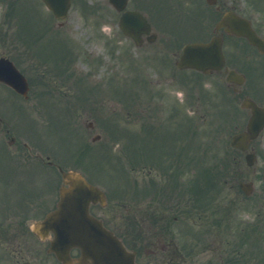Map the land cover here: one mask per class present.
<instances>
[{
  "label": "rangeland",
  "instance_id": "1",
  "mask_svg": "<svg viewBox=\"0 0 264 264\" xmlns=\"http://www.w3.org/2000/svg\"><path fill=\"white\" fill-rule=\"evenodd\" d=\"M83 1H87V2H89V4H93L91 2L92 0H83ZM22 3H24L23 6L26 5V7H25V9L27 11L26 15L23 18V21L21 23L19 21H15L16 17H18V16L22 17V15H20V7H17L15 9L12 17H10V19H7L6 23H8L12 18H13V22L14 21L15 22L11 25H5L4 26L5 29L8 28L11 36L8 38L7 43H5V41L3 42L4 44L0 42V44H1L0 45V51H6L9 54V56H12L16 61L17 60L22 61L21 58L25 57V59L30 58L34 62L36 60V56H35V53H37L36 50H38V49L44 50L45 46L50 47V45L48 44L47 41H46V43H40V42L35 43L32 40L33 33H39L40 32V35L42 37H44L42 32H45L47 30V25L43 22H38L34 28L33 22L35 21L34 15H35L36 11L34 9H32V7H34L38 11V12H36L37 13V18H36L37 20H42V21L45 20V21L49 22V24H50V28L48 29L49 33L55 32V24L51 20L50 16L48 15L47 11L45 10V8L39 2H38L39 4H35L34 6L32 5V3H34L32 0H25V1L23 0ZM22 3H20V4H22ZM238 3L242 6L243 11L245 13L249 14V12L247 11V4L245 3V0H238ZM20 4H18V5H20ZM84 7H86V6H84ZM3 10H5V9H4V6H2V4H1L0 5V32H1L2 27H3L1 24V21L3 18V15H2ZM31 11H32V14H31ZM96 14L98 16H102L104 13H103V10L98 9ZM95 17H96L95 14L83 12L82 5L78 4L75 8L72 9V11L70 13V17L66 20L63 27L59 26V24L56 23V27L58 29L66 31L65 33L68 34L67 37L71 40V45H72V48L71 47L65 48L63 45L64 49H61V50L65 51V52H71L73 54V51L79 52V49H80L85 53L84 57L88 61H86L85 58H83V57H79L75 61L76 72L71 75V77H73V79L75 81L90 79V80H94L96 82L108 80L107 82L113 83V79H114L117 82L116 86H118L119 88L118 89L116 88L115 92H114V90H111V94H108L106 92V89H105L107 96H111V99L108 97H105L104 101H106V102L102 103V106H100L98 104L95 108L93 107L94 109L90 108L88 111H82V108H80V111L77 113L74 111V108H75L74 105L69 100L71 98H74V96L77 94V91L76 92L74 91L75 92L74 93L71 89L69 90V88L67 89V88L63 87L62 89H65L66 92L69 91V93H67V96L65 98V100H67V101H65V100L60 101L56 106V108H57L56 112H57V114H59V116H61L64 119V121L67 120L68 122H70L71 126H74L75 131H78L80 133L83 130H85V125H87L88 123H90L94 119H97V120L105 123V126H107L108 123L110 124L111 121L114 120V121H116L115 122L116 125L113 126V128L115 130L118 128V130H121V131L130 130L133 132H137V130H136L137 127L134 125V121L133 120L128 121V117L124 113V112L129 110L130 106H133L132 103H135L134 99H131L130 101L129 100L124 101V103H122L121 99H120V96H124V95H120V93H121L120 90L122 89V87H120V86L122 83L125 84L127 79L124 78V75L121 76L122 72H121L120 66H118L116 68H114V66H111L110 69L108 68L107 65L109 64V57H110L107 54L108 46H107V44H105V39L98 37V34L96 32L95 22L93 23V19ZM254 17L258 18L257 16H254ZM30 22L33 23L32 32H29V35H26L27 32L23 33V31L31 28ZM18 25L21 26V28H23L22 32H21V28L18 27ZM105 26L106 25H103V28H105ZM257 27L261 28V30L264 32V22L261 23V21L258 20L257 21ZM104 36H106V35H104ZM106 37H108V36H106ZM41 39L43 40L44 38H41ZM10 41L12 42V44ZM57 44H59V43H57ZM67 45H69V44H67ZM76 45H78L79 49H76ZM91 59L95 60V62H98V60H102L106 64L101 70L97 71L96 75H94V76L89 75V73L93 70V66H91ZM257 64H262V63L258 62ZM92 65H94V63ZM151 67H152L151 70H150V68L148 70H146L148 73L149 79L153 80V81L161 80L162 76L164 74L162 75V73H157L156 71H154L155 68L153 66H151ZM124 68H125V66L122 67V69H124ZM144 68H146V67H144ZM112 69L117 70L116 73L111 72L110 70H112ZM127 70H128V67H126L125 71H127ZM115 74H117V77H115ZM78 76H79V78H78ZM183 76L187 80V83H186L187 87H185V91L184 90L180 91L178 89V87H180L181 85L172 87L171 86L172 84L170 81H162L160 84L155 83L156 85L154 84L153 87H149L147 89H142V92L140 93L142 101H145V104H147L148 101H157V102L164 101L165 106L163 105L164 106L163 112L168 113L167 110L169 108L166 109V106L168 105V101H169L168 97L175 96V95L177 96V94H178L181 96V97L179 96L181 98V100L185 101V103H183V104H186L190 100V97H192V99H194V103L191 106L194 107L195 109H197L196 107H198V105H199V97H200V99H202V107L204 108V111H205V107L203 105L204 100L208 104V101H207L208 95L207 94H210L214 91L216 92V89L219 88L218 84L217 83L211 84L210 82H208L209 80L202 79V77H201V79L198 77H194V74H192V73H186ZM63 82L65 83V80ZM128 82L131 84L130 81H128ZM222 84H224V81H222ZM197 88H199V89H197ZM136 91L139 94L140 87L137 88V86H136ZM90 92L93 93L92 91H90ZM200 92L201 93L205 92L206 95L204 94V96H203V94H201ZM97 94H98V92H97ZM4 95H5V91L0 90V97L4 96ZM159 95H160V98L158 97ZM163 96H165V99H163ZM46 97L49 98L51 96L48 94V95H46ZM241 97H242V94L236 95L233 93V90H231L230 94L223 96L222 99H223L225 105L223 104L222 106L225 107L226 102H232L233 108H236V109L238 108V113H239V111L241 110V107H240V103L242 100ZM80 98L85 100L83 92H81ZM74 99H76V98H74ZM223 101L221 100V104L223 103ZM0 105H2V104H0ZM48 105L49 104H47V106H45V110H46L45 113L37 114V113H35V110L34 111L32 110V112L35 113V117L40 119V118L44 117V114L48 115V113L50 111V108ZM2 106H4V105H2ZM8 108L9 107H7L6 110ZM98 108L100 109L99 110L101 112L100 114L97 112ZM121 110H124V111L122 112ZM116 111H118V112L121 111L122 113L120 115H118L119 113L118 114H112V112H116ZM191 111L194 112L193 110H191ZM207 111H211V108L208 107L206 109V112ZM242 113L244 114V112H242ZM57 114L53 113L52 114L53 118L57 119L56 118ZM69 114H71V118H70ZM236 114H237V112H234V115H236ZM6 116L10 117L12 119V116H10L8 114H6ZM216 117L218 120V115ZM117 118H119V119L115 120ZM15 121L18 122V120H15ZM211 121H212V118H211ZM213 123H215V120H213ZM230 123L231 122H229L226 125H229ZM61 126H62V124L60 123V127ZM213 126H214V124H211V123L209 125L206 124L205 127L202 126L201 131L207 132L210 135H209V137H201L200 142H197L196 145H192V148H190L191 151H195L196 152L195 154L198 153L200 156L201 153H203L204 151L207 150L206 149L207 144H210V145L215 144V143L214 144L212 143L213 141L211 139V130H212ZM225 126L223 127V131H226V130H232L233 131L234 130L233 123L230 124L229 128L225 127ZM31 128H33L35 131V135L33 136L34 138H36L37 140H40L42 142H44V140L48 141V136L50 135L51 132L48 130V127L46 125L40 124V123H38V124L34 123V125L31 126ZM106 128L109 130L108 127H106ZM113 128L110 127L111 133L113 131ZM18 129L21 132L22 128H18ZM101 129L102 130L100 132H102L105 129L102 126V124H101ZM69 131H70V129L66 128L65 130H62V132L60 133V136H59V144L61 145V148L63 151L69 150L71 147L72 138L70 136ZM24 132H25L24 134H27L26 131H24ZM76 135L78 136V134H76ZM18 136L21 138L22 141L28 140L24 135L21 136L19 134ZM91 139H92V137H89L88 141H91ZM111 141H112V139H111ZM5 142H6V140L3 136V134L2 135L0 134V145L3 146V144H5ZM80 143H81V138H80ZM261 143H262V148L264 149V138L261 141ZM111 144L113 145L114 142L112 141ZM102 145H103V141L102 142L100 141L99 144L94 146V148L92 149V152H96L98 150V148L102 147ZM203 145H205V147ZM77 148H79V145H77ZM120 149H121V145L114 144V148H112V150L114 152L112 154H111V152H106L105 155L102 154L101 156L104 158L106 157V160L109 161V157H112L114 154H122L123 153ZM212 151H213V149H212ZM216 151H218V150H216ZM13 152L15 153L16 151L13 150ZM106 154H111V155L107 158ZM5 157H7V156H5ZM95 157L98 158L97 154H95ZM8 158H9V160H6V161H9V162L14 161L12 158H10V157H8ZM90 158H92V157H90ZM90 158H88V159H90ZM92 159H94V158H92ZM99 159H100V157H99ZM86 163L89 166L92 165V164H89V162H86ZM92 163L94 164L95 161H93ZM263 165H264L263 161L260 160L258 162V165H256L257 169H255V171H251L252 172L251 175L254 173H258ZM124 167L125 166H123V165L120 166V165L116 164V165H113L111 168L106 167L105 168L106 170H104L103 168H100L99 169L100 172H98L99 174H97L99 176L98 178L100 179V181L104 182L105 180L108 179V176L109 177H117V182L115 180L113 182V179H111V181L113 182V183L111 182V184L112 185L116 184L115 185L116 188H119V189L122 188V190H123V187H122L123 185H121V183L124 180H126L125 178H123L126 176V171H125ZM35 168H36L35 170H38V169L42 170L41 167H35ZM93 170L95 171L96 168L94 167ZM105 171H106V173H105ZM244 171L246 172L247 170L245 169ZM43 172L45 173L47 171L44 170ZM19 174H21V173H19ZM41 175H43V174H41ZM45 175H48V174H45ZM127 177L129 178V175H127ZM119 184L121 186H119ZM256 189L257 190H256V193H255L253 198L241 200L240 204L238 203L236 205L235 208H237V212H239V214L237 215V218L239 216L240 220L245 219L247 221H253L255 216H256V213L259 211L258 210L259 207L264 205V183H261V181H258V184H256ZM130 190L132 191V189H130ZM225 193H226V191H225ZM238 196H240V199L244 198V196L241 194H238ZM222 201L225 202V200H222ZM227 201L229 202V200H227ZM210 256H211V254L210 255L209 254L208 255H206V254L197 255L196 259L193 261V264H203L205 261H207L209 259Z\"/></svg>",
  "mask_w": 264,
  "mask_h": 264
},
{
  "label": "flooded vegetation",
  "instance_id": "2",
  "mask_svg": "<svg viewBox=\"0 0 264 264\" xmlns=\"http://www.w3.org/2000/svg\"><path fill=\"white\" fill-rule=\"evenodd\" d=\"M157 2L159 4L160 1L129 0L127 9L141 12L149 21L146 13L152 11V8L157 6ZM191 2L194 3V6H201L203 3L202 0H191ZM101 3L116 13V15L107 16L108 19L120 21L122 12L118 13L110 4V0H101ZM221 3L226 5L227 0H221ZM212 9L221 12V6L212 7ZM145 11L146 13H144ZM203 32L205 30L201 33ZM160 39V33L153 31L152 28L150 33L140 37V45L159 44ZM172 39V36H168L166 42L162 43L163 48L167 49L169 40ZM229 48L231 50L235 48L232 40ZM255 55L264 60L263 56L257 53ZM234 60L237 62V57H234ZM256 77L261 80V85H258V81H251L248 92L263 100L264 70L259 71ZM4 125L5 123L0 121V129ZM90 126L94 128L93 125ZM13 145L14 149L19 148L17 142ZM253 149L258 150L259 146L255 145ZM49 158L50 156L47 159L49 160ZM42 161L46 163V161ZM39 179V177L25 175L0 176V264H79L76 262L80 255L77 248H67V245L61 244L64 254H67L63 258H59L52 250L55 234L50 226H47L45 219L50 212L56 209L59 198L58 193L52 191L51 188L47 191L46 183ZM92 212L99 216L107 227L115 228L120 236H124L125 240L128 232L125 217L118 219L111 215L110 210L101 208H93ZM155 242L157 243L156 247L159 245L163 250H168L169 246L172 247V244L159 238ZM128 244L133 247L138 264H185V262H189L187 257L179 255L176 251L173 252V256L167 255V251L159 254L158 249L147 250L145 253L146 250H143L146 247V242L134 240L132 237L128 238ZM151 256H157L158 259Z\"/></svg>",
  "mask_w": 264,
  "mask_h": 264
},
{
  "label": "water",
  "instance_id": "3",
  "mask_svg": "<svg viewBox=\"0 0 264 264\" xmlns=\"http://www.w3.org/2000/svg\"><path fill=\"white\" fill-rule=\"evenodd\" d=\"M45 2L57 15H61L69 6V0H45ZM233 21L235 22L233 32L247 37L252 44L264 52V41L257 38L246 22L241 19L227 17L225 24L231 26ZM219 59H223L221 43L215 40L210 44L188 47L182 58L181 66L195 67L208 71L211 68L218 67ZM4 76L7 77L6 80L9 84L14 86L19 92L26 94V81L11 64L4 63L1 65L0 79H4ZM254 132L255 130H251L250 133H246L240 138L243 141H247ZM65 177L70 188L62 189L60 212L55 215L60 217L62 211L72 208V201L78 200L79 212L73 215L74 226L70 224L68 233L72 235L74 242L83 249L81 262L83 264H120V261H116L117 258L127 256L128 259L130 254L126 252L116 237L103 229L101 223L89 215L90 203L96 202L99 195H101L99 190L86 183L84 178L78 173L70 172L65 174ZM53 218L56 217L53 216ZM121 263L132 264L129 260Z\"/></svg>",
  "mask_w": 264,
  "mask_h": 264
},
{
  "label": "trees",
  "instance_id": "4",
  "mask_svg": "<svg viewBox=\"0 0 264 264\" xmlns=\"http://www.w3.org/2000/svg\"><path fill=\"white\" fill-rule=\"evenodd\" d=\"M256 264V263H255ZM258 264H261V263H258ZM264 264V263H263Z\"/></svg>",
  "mask_w": 264,
  "mask_h": 264
}]
</instances>
